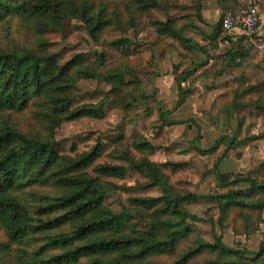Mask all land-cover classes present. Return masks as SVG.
<instances>
[{"label": "trees", "instance_id": "trees-1", "mask_svg": "<svg viewBox=\"0 0 264 264\" xmlns=\"http://www.w3.org/2000/svg\"><path fill=\"white\" fill-rule=\"evenodd\" d=\"M169 1L0 0V264H264V243L255 253L228 247L212 220L190 211L196 201L215 202L221 227H231L241 236L262 222L264 180L218 170L225 158H241L237 136L222 137L210 149L196 145L202 155H215L216 180L227 189L215 195L176 191L164 169L176 171L182 165L152 162L148 156L156 147L143 135L132 143L124 136L107 145L99 140L86 152L73 149L74 156L63 154L56 140L57 130L65 123L106 117L103 102L74 106L79 82L106 83L121 105H148L137 74L152 71V65L143 61L130 68L127 39L109 44L125 50L115 63L109 64L103 54L91 62L80 53L61 64L60 54L49 53L45 36L63 31L76 20L99 43L106 30L135 29L152 10H165ZM195 1L199 21L213 29L210 40L216 41L224 32L222 19L213 26L205 23L200 13L204 0ZM237 2L218 0L223 16L233 12L228 9ZM189 19L152 26L160 36L206 54L203 46L182 34L196 28L186 23ZM231 53L234 62L240 53L235 49ZM190 75L182 73L176 79L180 104ZM241 89L236 98L246 92ZM261 102L264 96L253 105L264 110ZM160 111L165 125L178 124L168 120L173 110L164 106ZM233 119L234 114L229 116L231 130ZM105 156L128 166L98 163ZM260 168L264 172V163ZM129 169L146 180L138 185L141 190L157 189L161 194L131 197L128 206L116 213L107 205L108 197L130 189L111 180H124ZM191 222L209 223L214 243L206 242L190 227Z\"/></svg>", "mask_w": 264, "mask_h": 264}, {"label": "rangeland", "instance_id": "rangeland-1", "mask_svg": "<svg viewBox=\"0 0 264 264\" xmlns=\"http://www.w3.org/2000/svg\"><path fill=\"white\" fill-rule=\"evenodd\" d=\"M196 5L195 0H170L165 10H152L135 29L126 32L106 30L99 43H95L82 22L76 20L67 23L63 31H52L45 36L50 43L49 53L60 54L61 64L80 53L91 62L103 54L109 64L115 63L125 50L115 49L109 44L117 39H127L130 68L134 69L143 61L152 65V71L137 74L143 85L142 91L149 98L148 105L124 106L114 101L115 95L106 83L96 80L79 82L74 106L103 102L106 117L103 120L83 118L63 124L56 133L63 154L74 156L86 152L99 140L107 145L114 138L124 136L132 143L137 135H143L156 147V151L148 156L152 162L182 165L176 171L164 169L176 191L215 195L227 191L216 180L215 155H202L196 145L210 149L222 137L232 140L237 136L241 158H225L218 165V170L225 175L264 180V172L260 168L264 163V110L253 105L264 96V48H261L264 37L255 45L243 43L245 38L238 43L226 44L232 36L223 32L220 42L209 41L199 31L209 28L199 21ZM243 7L242 0H238L228 9L233 12L228 13H236ZM182 17H190L186 23L196 26L182 34L200 43L206 54L190 50L175 38L160 36L152 26L154 22L166 23ZM233 49L241 55L234 62L231 56ZM205 62L207 64L203 65ZM189 72L192 75L182 88L187 93L186 98L180 104L181 90L176 79ZM239 87L246 92L236 98ZM164 106L173 110L168 114V120L178 124L165 125L160 111ZM232 114L234 129L231 130L229 116ZM137 158H140L139 154ZM98 163L128 166L106 156ZM111 181L130 189L108 197L107 205L116 213L128 206L131 197H158L161 194L157 189L141 190L138 185L146 180L130 169L124 180ZM190 211L197 217L212 220L216 234L228 247L255 253L264 243V213L262 222L241 236L231 227H221L219 206L215 202L196 201L190 205ZM190 227L206 242L214 243L213 228L209 223L191 222Z\"/></svg>", "mask_w": 264, "mask_h": 264}, {"label": "built area", "instance_id": "built-area-1", "mask_svg": "<svg viewBox=\"0 0 264 264\" xmlns=\"http://www.w3.org/2000/svg\"><path fill=\"white\" fill-rule=\"evenodd\" d=\"M261 0H245L244 7L236 13H226L222 18V28L225 33H240L251 44L261 41L260 26Z\"/></svg>", "mask_w": 264, "mask_h": 264}, {"label": "crops", "instance_id": "crops-1", "mask_svg": "<svg viewBox=\"0 0 264 264\" xmlns=\"http://www.w3.org/2000/svg\"><path fill=\"white\" fill-rule=\"evenodd\" d=\"M242 2L245 5V0H242ZM202 6L204 8L200 11V13H201V16H202L203 20L205 21V23H207L210 26H213V25L218 24L221 21V19L223 17V12L219 8L218 0H204L202 2ZM259 17H260L261 28H262L261 37L262 36L264 37V0H261V2H260V15H259ZM208 28L210 30L209 29L208 30L200 29V30L202 31L201 33L205 36V38L209 39V41H210V37L214 36V33H213V29H211L210 27H208ZM221 36L216 40L217 42H220V38L222 39ZM230 36H232V37H231L230 41H226V44H229V42L230 43H238L241 41L242 38H244V36L240 33H233V34H230ZM184 37L187 39H190L189 37L185 36V34H184ZM243 43H248L251 45V43H249L246 38H245V41H243ZM198 44H200V43H198ZM261 48H264V43L261 46ZM202 54H200V55L202 56ZM204 60H205V57H204Z\"/></svg>", "mask_w": 264, "mask_h": 264}]
</instances>
